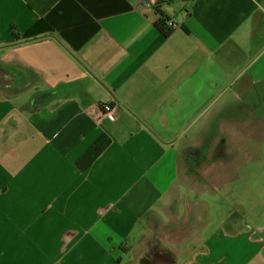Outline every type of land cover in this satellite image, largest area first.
Listing matches in <instances>:
<instances>
[{
	"label": "crops",
	"instance_id": "obj_1",
	"mask_svg": "<svg viewBox=\"0 0 264 264\" xmlns=\"http://www.w3.org/2000/svg\"><path fill=\"white\" fill-rule=\"evenodd\" d=\"M263 36L264 0H0V264H264V203L211 229L214 182L182 181L245 137L201 141Z\"/></svg>",
	"mask_w": 264,
	"mask_h": 264
},
{
	"label": "water",
	"instance_id": "obj_2",
	"mask_svg": "<svg viewBox=\"0 0 264 264\" xmlns=\"http://www.w3.org/2000/svg\"><path fill=\"white\" fill-rule=\"evenodd\" d=\"M263 52L264 45L255 51L251 62L239 73L240 75L248 70L254 76V80L247 82L244 86L245 93L240 97L232 98L230 106H226V101L222 105L223 107L221 106L222 109L220 108L217 114L213 115L215 118L209 133V141L214 137H219L221 132L233 128L242 132L248 141L264 142V61H261L257 66H252ZM208 108L210 105L197 118Z\"/></svg>",
	"mask_w": 264,
	"mask_h": 264
},
{
	"label": "rangeland",
	"instance_id": "obj_3",
	"mask_svg": "<svg viewBox=\"0 0 264 264\" xmlns=\"http://www.w3.org/2000/svg\"><path fill=\"white\" fill-rule=\"evenodd\" d=\"M237 172H241L242 177L235 180L236 175L227 179L225 185L221 184V187L223 186L221 190L217 188L219 184L216 183L209 185L211 188L206 190V186L203 187L196 183L194 178H187L186 173L183 172V183L195 185L199 192L206 188L201 198L209 208L214 209L211 229L217 228L225 222V218L230 215L233 209L237 208L236 203H243L247 206L246 215L264 203V157L261 160L255 159L241 163Z\"/></svg>",
	"mask_w": 264,
	"mask_h": 264
},
{
	"label": "flooded vegetation",
	"instance_id": "obj_4",
	"mask_svg": "<svg viewBox=\"0 0 264 264\" xmlns=\"http://www.w3.org/2000/svg\"><path fill=\"white\" fill-rule=\"evenodd\" d=\"M258 43H264V36L258 40ZM218 104L209 109L212 111V114H214V111L218 108ZM196 127L201 133L199 123ZM230 131L229 133L231 135L226 139L224 145L221 140H218L216 145L209 144L208 136L210 134H208L205 140H201L202 143L207 142L209 144L207 145L209 149L206 147L207 150H205V154L201 153L203 150L202 146L197 148L199 145H193L191 147L193 153L192 161L189 163L186 156L185 160H183V172H185L189 178H194L196 183L201 186H206L212 182L215 183L220 182V180L228 179L236 172L242 160L246 157L251 158L257 155L259 147L256 142H247L243 135L233 132V130ZM234 141L238 144L236 145ZM236 157L237 159L234 160Z\"/></svg>",
	"mask_w": 264,
	"mask_h": 264
},
{
	"label": "trees",
	"instance_id": "obj_5",
	"mask_svg": "<svg viewBox=\"0 0 264 264\" xmlns=\"http://www.w3.org/2000/svg\"><path fill=\"white\" fill-rule=\"evenodd\" d=\"M154 26L158 30V32H160L162 35H164L167 38H169L175 31V29H173L171 26H169L168 22L165 20V18L163 16L160 17V19H158L154 23ZM13 35L18 41L29 40L30 38H32V35L22 36L21 34L14 32V31H13Z\"/></svg>",
	"mask_w": 264,
	"mask_h": 264
},
{
	"label": "built area",
	"instance_id": "obj_6",
	"mask_svg": "<svg viewBox=\"0 0 264 264\" xmlns=\"http://www.w3.org/2000/svg\"><path fill=\"white\" fill-rule=\"evenodd\" d=\"M157 3L158 0H152L153 5H156ZM169 26L175 29L174 25H169ZM103 108H104V118L108 122H115L117 118V106H115L112 103H109V104H105Z\"/></svg>",
	"mask_w": 264,
	"mask_h": 264
}]
</instances>
